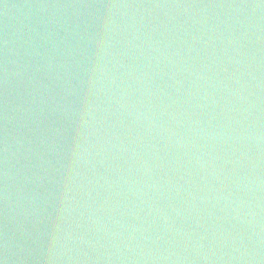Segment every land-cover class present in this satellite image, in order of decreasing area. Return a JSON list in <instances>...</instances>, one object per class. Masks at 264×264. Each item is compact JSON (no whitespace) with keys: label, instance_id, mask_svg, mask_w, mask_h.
<instances>
[{"label":"water","instance_id":"1","mask_svg":"<svg viewBox=\"0 0 264 264\" xmlns=\"http://www.w3.org/2000/svg\"><path fill=\"white\" fill-rule=\"evenodd\" d=\"M0 264H264V0H0Z\"/></svg>","mask_w":264,"mask_h":264}]
</instances>
